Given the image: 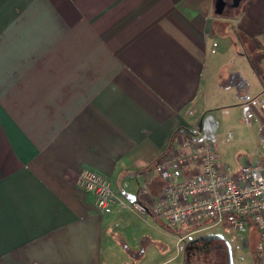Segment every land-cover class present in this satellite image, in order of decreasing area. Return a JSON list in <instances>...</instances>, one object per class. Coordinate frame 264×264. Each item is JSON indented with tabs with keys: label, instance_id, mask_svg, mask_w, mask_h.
Segmentation results:
<instances>
[{
	"label": "crops",
	"instance_id": "obj_1",
	"mask_svg": "<svg viewBox=\"0 0 264 264\" xmlns=\"http://www.w3.org/2000/svg\"><path fill=\"white\" fill-rule=\"evenodd\" d=\"M216 2L0 0V264H175L152 235L172 227L131 203L163 192L156 164L199 125L238 36L264 91V0ZM84 169L128 207L100 212Z\"/></svg>",
	"mask_w": 264,
	"mask_h": 264
},
{
	"label": "built area",
	"instance_id": "obj_2",
	"mask_svg": "<svg viewBox=\"0 0 264 264\" xmlns=\"http://www.w3.org/2000/svg\"><path fill=\"white\" fill-rule=\"evenodd\" d=\"M199 134V126L194 125L191 135L181 136L178 148L156 164L166 185L152 205L136 200L130 207L162 218L169 227L186 230L178 234L179 242H186L189 230L203 223L224 224L233 230L253 228L259 237L256 255L264 264V159L233 172L221 163L213 143L194 138ZM79 184L94 194L102 213H111L114 204L128 207L110 181L95 170L84 169Z\"/></svg>",
	"mask_w": 264,
	"mask_h": 264
},
{
	"label": "rangeland",
	"instance_id": "obj_3",
	"mask_svg": "<svg viewBox=\"0 0 264 264\" xmlns=\"http://www.w3.org/2000/svg\"><path fill=\"white\" fill-rule=\"evenodd\" d=\"M236 9L229 6L224 14ZM227 41L219 39L217 43L224 49ZM234 44L232 55L227 56L225 61L223 78L211 83L207 100L201 109L198 123L200 134L195 135L198 140L205 139L213 143L221 163L233 172L247 163L258 164L264 159V91L258 75L242 54L246 47L247 51L251 50L247 46L250 43L245 45V41L238 36ZM254 56L252 60L255 67L262 71L261 61ZM231 70H241L248 78V83L239 79L226 81L231 78L228 74ZM153 223L163 231L162 226ZM166 228L168 230L164 231L169 237L157 233L152 235L169 246L165 258L175 256V264L184 263L186 248L190 249L191 264H260L256 255L258 233L248 226L233 230L227 229L224 224L203 223L189 230L193 232L187 244L179 243V235L173 228Z\"/></svg>",
	"mask_w": 264,
	"mask_h": 264
},
{
	"label": "water",
	"instance_id": "obj_4",
	"mask_svg": "<svg viewBox=\"0 0 264 264\" xmlns=\"http://www.w3.org/2000/svg\"><path fill=\"white\" fill-rule=\"evenodd\" d=\"M242 0H234V3L230 7L237 8L239 7ZM229 6L227 5L226 0H217L216 6H215V12L216 14H222L226 8Z\"/></svg>",
	"mask_w": 264,
	"mask_h": 264
},
{
	"label": "flooded vegetation",
	"instance_id": "obj_5",
	"mask_svg": "<svg viewBox=\"0 0 264 264\" xmlns=\"http://www.w3.org/2000/svg\"><path fill=\"white\" fill-rule=\"evenodd\" d=\"M226 2L228 6H231L234 3V0H226Z\"/></svg>",
	"mask_w": 264,
	"mask_h": 264
}]
</instances>
